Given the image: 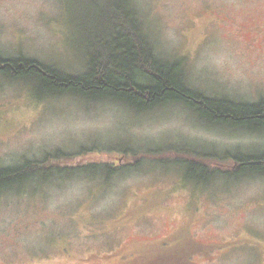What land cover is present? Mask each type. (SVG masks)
<instances>
[{
    "label": "rangeland",
    "instance_id": "374dc122",
    "mask_svg": "<svg viewBox=\"0 0 264 264\" xmlns=\"http://www.w3.org/2000/svg\"><path fill=\"white\" fill-rule=\"evenodd\" d=\"M132 1L157 55L183 61L190 86L241 103L264 100V0ZM77 4L0 0V56L83 73V27H97ZM156 148L172 149L170 159L183 148L219 159L261 155L264 133L206 127L178 106L139 115L114 102L40 100L28 82L0 76V168L57 150L87 165ZM158 167L144 161L108 184L77 177L0 194V264H264V177L217 179L205 189Z\"/></svg>",
    "mask_w": 264,
    "mask_h": 264
},
{
    "label": "trees",
    "instance_id": "16d2710c",
    "mask_svg": "<svg viewBox=\"0 0 264 264\" xmlns=\"http://www.w3.org/2000/svg\"><path fill=\"white\" fill-rule=\"evenodd\" d=\"M70 1L72 6L78 3L80 18L94 20L97 27L95 31L83 27L86 70L71 74L37 59L0 56V76L4 80L28 82L40 100L114 102L139 115L178 106L206 127L264 133V100L241 103L210 96L190 86L183 61L171 62L157 55L156 43L147 34L132 0H105L97 5L95 1ZM171 150L156 148L140 153L126 149L121 151V161H87V165L75 160V154L61 150L44 160L24 158L18 165L0 168V194L18 196L77 177L96 183L101 181L91 177L99 176L108 184L116 175L139 170L144 161L158 165L159 170L177 169L186 181L205 189L217 179L239 182L264 177V154L228 152L219 159L220 156L183 148L175 150L174 160L169 158ZM84 151L98 153L95 148ZM218 160L232 164L225 170L216 168V163L211 166Z\"/></svg>",
    "mask_w": 264,
    "mask_h": 264
},
{
    "label": "bare ground",
    "instance_id": "6f19581e",
    "mask_svg": "<svg viewBox=\"0 0 264 264\" xmlns=\"http://www.w3.org/2000/svg\"><path fill=\"white\" fill-rule=\"evenodd\" d=\"M88 18V17H87ZM84 20V19H83ZM91 20V19H90ZM105 36V35H104ZM141 73V72H140Z\"/></svg>",
    "mask_w": 264,
    "mask_h": 264
}]
</instances>
